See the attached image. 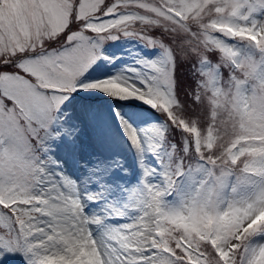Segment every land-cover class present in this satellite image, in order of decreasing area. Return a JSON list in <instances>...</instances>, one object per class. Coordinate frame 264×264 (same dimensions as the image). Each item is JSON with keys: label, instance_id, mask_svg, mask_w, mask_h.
I'll return each mask as SVG.
<instances>
[{"label": "snow or ice", "instance_id": "6c2138e0", "mask_svg": "<svg viewBox=\"0 0 264 264\" xmlns=\"http://www.w3.org/2000/svg\"><path fill=\"white\" fill-rule=\"evenodd\" d=\"M121 35L161 50L142 86L119 75L82 81L102 45ZM177 56L192 62L191 116L176 98ZM77 90L137 100L165 117L141 133L121 118L133 148L156 157L159 169L141 158L129 203L109 202L101 215L82 202L100 193L66 190L50 169L52 142L78 132L61 110ZM130 209L131 222L104 224ZM16 257L264 264V0H0V264Z\"/></svg>", "mask_w": 264, "mask_h": 264}, {"label": "rangeland", "instance_id": "374dc122", "mask_svg": "<svg viewBox=\"0 0 264 264\" xmlns=\"http://www.w3.org/2000/svg\"><path fill=\"white\" fill-rule=\"evenodd\" d=\"M151 34L171 43L170 37L159 28H154ZM100 51L101 57L84 73L82 81L92 82L119 75L142 86L139 80L146 72L145 65L162 58L159 48L123 35L106 41ZM61 110L70 117L63 122L64 126L75 127L78 132L71 140L62 136L52 142L50 169L61 182H69L65 185L66 190L81 197L101 194L95 203L82 200L89 214L101 215V209L109 202L116 206L129 203L128 192L140 185L141 158L144 167L159 169V165L152 154L146 151L138 153L133 148L122 130L121 118L141 133L145 127L162 122L157 112L140 101L117 100L96 90L72 92L61 105ZM140 138L143 142V135ZM150 179L153 184L161 182L159 174ZM173 199L170 196L166 201L171 203ZM133 214L130 209L128 215L112 216L104 224L115 226L131 222ZM98 231L94 226V233ZM17 260L23 264L19 257L14 258V264Z\"/></svg>", "mask_w": 264, "mask_h": 264}, {"label": "trees", "instance_id": "16d2710c", "mask_svg": "<svg viewBox=\"0 0 264 264\" xmlns=\"http://www.w3.org/2000/svg\"><path fill=\"white\" fill-rule=\"evenodd\" d=\"M191 69V61L181 60L178 56L176 57L174 69L176 98L184 106L185 114L189 116L194 114L193 109L196 107L191 97L188 95L195 84V81L192 78ZM157 115L162 119V121L165 119L161 113H157ZM168 138L172 142H177L179 141L180 133L176 129H172L168 134Z\"/></svg>", "mask_w": 264, "mask_h": 264}, {"label": "bare ground", "instance_id": "6f19581e", "mask_svg": "<svg viewBox=\"0 0 264 264\" xmlns=\"http://www.w3.org/2000/svg\"><path fill=\"white\" fill-rule=\"evenodd\" d=\"M118 124H120L119 122H118ZM118 129H119V127H118ZM95 234V233H94Z\"/></svg>", "mask_w": 264, "mask_h": 264}]
</instances>
